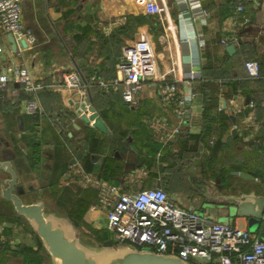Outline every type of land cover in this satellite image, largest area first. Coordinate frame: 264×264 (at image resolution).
<instances>
[{
	"label": "crops",
	"instance_id": "crops-1",
	"mask_svg": "<svg viewBox=\"0 0 264 264\" xmlns=\"http://www.w3.org/2000/svg\"><path fill=\"white\" fill-rule=\"evenodd\" d=\"M153 1L164 9L160 15L146 13L145 7ZM240 1L198 0L190 9L191 3L181 0H23L21 23L35 42L17 39L13 52L8 33L0 26V76L7 77L0 89V154L13 151L22 183L34 189V184L39 185L43 196L54 203L53 209L77 218L86 234L105 228L103 213L95 208L97 190L84 183L82 173L87 172L83 167L97 180L120 185L123 190L161 186L181 206L220 221L219 216L201 208L202 198L189 181L191 175H184L182 186L179 177L171 188L164 184L162 164L156 160L163 144L151 138L142 118L176 126L172 106L161 102L157 90L177 71L185 76L193 69L202 80L194 83L195 97L188 104L184 129L195 139L204 132L207 119L212 138L206 137L204 143L213 139L215 144H226L234 138L245 144L257 141L264 149V138L255 140L264 118V0L244 2V10L237 14L235 6ZM138 40L148 41L156 70L144 83L136 106L126 105L118 94L102 95L96 91L98 86H88L92 105L109 129L102 134L75 115V103L81 98L57 84L64 73L75 71L73 62L87 83L95 76L115 78L124 48ZM227 45H233V53L228 54ZM248 59L258 62L260 78L248 77L244 68L251 61ZM17 67L26 68L33 82L54 85L37 95L41 115L25 112L29 95L10 71ZM235 107H241L237 115ZM227 115L229 121H223ZM91 139L97 141L95 147ZM244 151L250 148L246 146ZM219 153L238 161L231 147ZM192 175L215 185L204 168L193 166ZM6 177L0 171V182ZM134 178L139 182L126 183ZM252 180L233 176L224 191L239 187L247 191ZM257 185L264 188V181ZM255 189L262 191L261 187ZM222 222L247 229L244 220ZM17 223L24 224L20 219L0 222L2 263L16 253L23 260L38 250L31 231L17 229ZM20 239L27 243L18 249ZM2 243L13 252L2 248ZM26 247H31L32 254Z\"/></svg>",
	"mask_w": 264,
	"mask_h": 264
},
{
	"label": "built area",
	"instance_id": "built-area-1",
	"mask_svg": "<svg viewBox=\"0 0 264 264\" xmlns=\"http://www.w3.org/2000/svg\"><path fill=\"white\" fill-rule=\"evenodd\" d=\"M23 0H0V26L5 33L11 34L15 40L25 39L28 44L35 42L30 30L24 29L21 23V3ZM198 0H181L182 4ZM241 0L235 6L239 14L244 10ZM163 8L155 1L150 2L145 11L148 14L160 15ZM242 22H247L242 18ZM191 38L185 39L189 41ZM235 40V39H234ZM222 43H225L222 40ZM202 44L199 43V47ZM244 68L249 78H260V68L256 61H246ZM156 70L153 52L147 40H138L124 48V56L117 66L118 76L113 79L90 78L105 93L118 94L126 105L134 107L138 104L144 83L154 75ZM12 76L29 95L25 101V112L29 115H41L42 109L38 101V93L54 85L33 82L26 68H13ZM201 75L193 69L183 76L178 71L171 81L158 87L161 102L172 106L176 126L170 129L171 134H180L186 121L188 104L195 97L194 83L201 81ZM7 82L6 76H0V89ZM65 90L81 98L86 93V85L76 71L62 75L57 84ZM235 115L241 107L233 109ZM150 128L154 132L166 131L164 121L150 119ZM84 183L97 190L95 208L103 213L105 228L110 239L115 243H126L141 250L175 255L193 264H264V241L258 233L239 228L231 222L214 220L212 217L178 204L166 190L161 187L123 190L120 185L105 184L82 173ZM138 178V177H137ZM137 178L126 181L128 184L138 183ZM255 182L264 181L253 178ZM131 186V185H130Z\"/></svg>",
	"mask_w": 264,
	"mask_h": 264
},
{
	"label": "water",
	"instance_id": "water-1",
	"mask_svg": "<svg viewBox=\"0 0 264 264\" xmlns=\"http://www.w3.org/2000/svg\"><path fill=\"white\" fill-rule=\"evenodd\" d=\"M7 39L15 52L14 37L8 34ZM225 49L228 54L234 52L233 45H227ZM73 64L86 85L85 95L75 103V115L98 132L109 133L105 122L92 105L87 81L78 65L75 62ZM85 70L92 72L90 67H85ZM231 119L234 121L235 117L231 116ZM232 132L234 134L235 131ZM14 158L13 151L0 154V171L7 175L0 182V199L11 205L13 214L21 218L38 239L47 257V264H193L175 255L141 250L131 244L115 243L111 239L97 241L64 213L47 208L42 189L25 187L15 167ZM230 174L243 180L253 179L251 175L240 171H232ZM189 181L199 189L203 210L219 216L220 221L244 220L248 230L250 228L251 232L258 233L264 239V192L255 188L245 191L241 187L230 192L224 191L193 175ZM136 190L138 188L134 187L133 191ZM28 196L30 199L26 200Z\"/></svg>",
	"mask_w": 264,
	"mask_h": 264
},
{
	"label": "trees",
	"instance_id": "trees-1",
	"mask_svg": "<svg viewBox=\"0 0 264 264\" xmlns=\"http://www.w3.org/2000/svg\"><path fill=\"white\" fill-rule=\"evenodd\" d=\"M95 78H100V77L95 76ZM89 83L90 82L88 81V85L90 87H97V85L95 83H90V84ZM97 88H98V93H100L102 95L117 96V94H115V93H110V92L105 93L99 87H97ZM222 120L226 121V122L229 121L228 115L223 116ZM203 123H204L203 124L204 125V132L202 133V135H199L195 139L193 138V136L191 134H189L187 132V129L181 131V133L178 135L179 149L176 153H171V152L167 151V149L165 147L162 148L161 153H163L165 157L173 156L176 159V161L179 162V163H176L174 165V167L176 168L177 172H180V176H183V173H184L183 166L187 165V163H189L190 161L191 162L193 161V159L196 157V155L199 152L198 146L200 145L201 142H204V139L206 137H208V135L211 132V129L209 128L210 126H207V119L206 120L204 119ZM260 125H261V131L255 140L264 138V118L261 120ZM91 140H92L90 142L91 146L95 147V144L97 143V141L95 139H91ZM191 140L193 141L192 143H194V144L196 143V145H192V143H190ZM246 146H248L250 148L249 152L244 151ZM225 147H227V148L231 147L235 150V152L240 151L246 157H253V158L254 157H261L263 159V161H262V163H261V161H257L256 163H254L252 165V166H254L253 168H250L249 162L244 160V159L243 160L240 159L241 161L240 160L233 161L231 164H229L227 166L220 165L219 169H217L216 173L213 174V176H211L212 180H214L215 186L218 189L224 190V189L228 188L230 179L233 178V176L230 174V172H232V171L244 172L246 174L251 175L252 178H261L263 176L264 172H263L262 166H264V149L259 145V143H257V141L248 142L247 144L243 143L240 139H234V138L233 139L230 138L226 142V144L218 141L214 147L215 152L213 153V151H212V154L216 155V153H218L220 151H224ZM156 148H157V146H156ZM210 159H211V157H210ZM207 163L209 164L208 166L213 168L212 162L207 161ZM83 169L85 172L90 173V171H88L84 167H83ZM65 215H67L76 226L80 227L77 218H74L69 213H66ZM17 219L22 220L21 218H18L13 214L12 207L9 203L0 199V222L13 223ZM88 235L92 236L97 241H103L106 239H110V237H111L109 231L106 228L103 229L101 232L92 231ZM2 248H4L5 250H8L9 253L13 252L11 249L8 248L7 244L3 245V243H2ZM36 253H38V251ZM36 253H33L32 255H29V256L28 255L24 256L21 264H42V261L44 260V258L42 256L36 254Z\"/></svg>",
	"mask_w": 264,
	"mask_h": 264
},
{
	"label": "rangeland",
	"instance_id": "rangeland-1",
	"mask_svg": "<svg viewBox=\"0 0 264 264\" xmlns=\"http://www.w3.org/2000/svg\"><path fill=\"white\" fill-rule=\"evenodd\" d=\"M248 60H251V59H248ZM87 86L88 83H87ZM96 91H98V89H96ZM108 98V97H107ZM111 101V99H110ZM111 103V102H110ZM101 106H103V104H101ZM143 121H144V125L147 126V129L149 131V134L151 136V138L155 141H160L162 142L163 144V147H165L167 149V151L171 152V153H176L179 149V143H178V135L176 134H171L169 133L170 132V129L173 128V126H169L167 125V130L166 131H159V132H154L151 128H150V123H149V119L143 117L142 118ZM185 130L183 127L181 129V131ZM210 137V135H208ZM212 138V137H210ZM209 140V139H208ZM192 145H196V143H192ZM199 147V152L198 154L196 155V157L193 159V161L187 163V165H184L183 166V169H184V173H183V177L180 176V172H177L176 168L174 167V165L176 163H179L178 161H176V159L173 157V156H168V157H165L163 153H160L158 156V158L156 159L158 161V163H161L162 164V167L161 169L163 170V174H164V184H167L168 187H172L176 184V178H180V182L179 183L181 186L182 184H184L186 181L183 180L184 179V175H192L193 173V166H197L198 168H203L205 169L206 171V174L209 175L210 177L213 176V174L216 173L217 169H219V166L222 165V166H227L229 165V163L233 162L231 157H229L230 155L228 154H220L219 152L216 153V155H213L212 154V151L213 153L215 152V142L213 139H210L209 141L207 142H201L200 145L198 146ZM236 155V157L238 158V160L240 159H244L246 161L249 162V166L250 168H253L254 166H252L254 163H256L257 161H263V159L261 157H246L245 155H243L240 151H236L234 153ZM130 159H132L131 155L129 156ZM211 157V159H210ZM207 161H210L212 162V165H213V168L208 166L209 164L207 163ZM190 167H192V170H188ZM262 169H263V172H264V166H262ZM259 182H255L254 180H252L250 182V184L247 186V189H250V188H258L262 189L261 192H264V188H262V186H258ZM25 187L28 185V184H24ZM36 189L39 188V185H33ZM252 186V187H250ZM166 187V186H165ZM165 189V188H164ZM166 190V189H165ZM168 191V190H166ZM44 197V196H43ZM30 199V197L28 196L26 198V200ZM44 202H45V205L47 208L49 209H53L55 206H54V203L48 199V198H45L44 197ZM17 229L21 228V230L23 231H26L27 233H30V229L29 227L24 223V224H21V223H17ZM103 227L105 228V223L103 225ZM251 229L249 228V231ZM31 237H34V242H35V245L36 247L38 248L37 251L38 254H43V257H44V262L42 261V264H47V257L45 256V254L43 253L42 249H41V246L39 245V242H38V239L33 235L31 234ZM5 241V240H3ZM22 243H27L26 241L20 239L19 240V243L17 244V248L19 249V246L20 245H23ZM15 247V248H16ZM30 249L31 247H26V251H28L29 254H32L30 253ZM4 254V253H3ZM6 255V253H5ZM13 256L12 258H10V260H7L5 262H0V264H21V255L20 253H16V255H11Z\"/></svg>",
	"mask_w": 264,
	"mask_h": 264
},
{
	"label": "flooded vegetation",
	"instance_id": "flooded-vegetation-1",
	"mask_svg": "<svg viewBox=\"0 0 264 264\" xmlns=\"http://www.w3.org/2000/svg\"><path fill=\"white\" fill-rule=\"evenodd\" d=\"M259 238L264 241V239L259 235Z\"/></svg>",
	"mask_w": 264,
	"mask_h": 264
}]
</instances>
